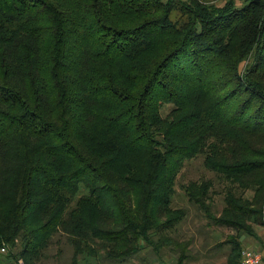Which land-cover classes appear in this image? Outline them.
<instances>
[{"label":"trees","instance_id":"trees-1","mask_svg":"<svg viewBox=\"0 0 264 264\" xmlns=\"http://www.w3.org/2000/svg\"><path fill=\"white\" fill-rule=\"evenodd\" d=\"M199 155L216 177L184 190L242 264L264 224V0H0V264L61 239L69 264H185L173 198Z\"/></svg>","mask_w":264,"mask_h":264},{"label":"rangeland","instance_id":"rangeland-1","mask_svg":"<svg viewBox=\"0 0 264 264\" xmlns=\"http://www.w3.org/2000/svg\"><path fill=\"white\" fill-rule=\"evenodd\" d=\"M180 12L174 14L178 18ZM216 173L204 164V155L186 160L179 173L176 185V194L173 198V206L184 207L188 210L187 216L178 224L172 235L183 243H188L189 259L185 264H225L231 252L232 244L228 241L232 235L236 236L237 230L226 225H219L204 210L189 200L184 190V185L191 180L215 179ZM216 189L221 191L217 184ZM214 214H219L224 205L223 194L219 192L214 197ZM257 236L243 235L245 247H253L263 250L264 224L255 225ZM50 257L44 264H69L73 255L72 247L65 239L54 244L50 251ZM59 253L61 256L59 257ZM178 253L168 247L161 252H155L152 248L143 250L132 260L123 264H176ZM89 264H120L107 258H90ZM85 264V263H83Z\"/></svg>","mask_w":264,"mask_h":264},{"label":"built area","instance_id":"built-area-1","mask_svg":"<svg viewBox=\"0 0 264 264\" xmlns=\"http://www.w3.org/2000/svg\"><path fill=\"white\" fill-rule=\"evenodd\" d=\"M2 251H6V248H3ZM241 262L242 264H264V251L253 247H244Z\"/></svg>","mask_w":264,"mask_h":264}]
</instances>
